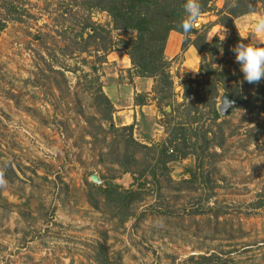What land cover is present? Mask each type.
<instances>
[{
	"label": "rangeland",
	"instance_id": "rangeland-1",
	"mask_svg": "<svg viewBox=\"0 0 264 264\" xmlns=\"http://www.w3.org/2000/svg\"><path fill=\"white\" fill-rule=\"evenodd\" d=\"M90 5L0 0V264H264V113L242 103L214 119L221 88L207 101L185 97L200 55L178 33L164 53L174 111L158 106L150 78L134 101L151 107L122 128L104 91L113 50L103 48L136 31ZM255 7L234 20L245 44L257 42ZM215 14L197 21L210 42L228 33ZM109 184L138 194L125 207L102 190Z\"/></svg>",
	"mask_w": 264,
	"mask_h": 264
},
{
	"label": "trees",
	"instance_id": "trees-1",
	"mask_svg": "<svg viewBox=\"0 0 264 264\" xmlns=\"http://www.w3.org/2000/svg\"><path fill=\"white\" fill-rule=\"evenodd\" d=\"M216 0H200L201 13L216 12V24L223 26L227 30L224 40L214 37L211 42L205 40V33L194 29L192 33L185 36L179 29L182 19L186 18L183 9L185 0H91L90 7L105 10L112 19L115 29H132L136 31V37L132 39L119 38L116 44L108 41L104 46L105 51L117 48L124 51L130 59L132 68L136 76L153 78L155 81L153 91L155 92L158 106L164 103L172 108L173 81L169 73V63L164 57V50L171 32L184 35L182 45L185 47L189 42L200 55L199 72L200 79H187L184 81V96L195 95L197 101H205L206 95L217 97L219 88L225 90L226 94L237 97L242 101L244 107L258 114L264 113V79L257 83H247L244 81L243 73H239V64L235 61V53L231 51L238 43H244L239 35L234 20L242 15L255 11L257 3H261L264 13V0H223L221 8L212 7ZM5 21L0 19V32L5 26ZM86 29H91L90 25H85ZM89 37L96 35V28L92 27ZM194 36L193 39L190 37ZM220 55L219 58L217 56ZM105 100L109 103L107 97ZM207 101V100H206ZM137 104L142 100L137 97ZM193 106V103H191ZM183 106L179 104L178 108ZM171 111H174L173 108ZM188 114L191 111H187ZM182 115V114H180ZM213 118H219L220 113L216 108L212 110ZM189 122H195L198 118L193 115L189 117ZM113 128V127H112ZM132 131L133 124L122 127ZM180 135H186L183 128L179 129ZM201 139L209 143L206 135ZM135 144L132 137H130ZM163 154L167 151L163 147ZM163 155V156H164ZM108 194L107 197L115 199H128L123 201L127 207L133 202L138 194L133 190H119L115 184H109L102 188ZM207 262L209 256H201Z\"/></svg>",
	"mask_w": 264,
	"mask_h": 264
},
{
	"label": "crops",
	"instance_id": "crops-1",
	"mask_svg": "<svg viewBox=\"0 0 264 264\" xmlns=\"http://www.w3.org/2000/svg\"><path fill=\"white\" fill-rule=\"evenodd\" d=\"M171 34L178 33L171 32ZM168 43L169 37L164 50L165 55L168 49ZM109 55L113 56V60L110 63L116 70L112 75V79L104 87L105 94L113 103L115 114L121 121V124L138 126L139 113L151 107V104H149L151 101L149 99L148 102L135 104L134 99L141 91L149 92L152 81L150 78L139 77L133 74L130 59L124 51L113 50ZM126 74H130L131 78L127 79L124 77ZM147 95L151 94L147 93Z\"/></svg>",
	"mask_w": 264,
	"mask_h": 264
},
{
	"label": "clouds",
	"instance_id": "clouds-1",
	"mask_svg": "<svg viewBox=\"0 0 264 264\" xmlns=\"http://www.w3.org/2000/svg\"><path fill=\"white\" fill-rule=\"evenodd\" d=\"M183 9L186 18L181 20L179 29L187 36L199 27L197 21L201 16L200 0H185ZM251 33L257 42L238 43L231 49L235 53V61L240 66L244 81L250 84L264 79V45L259 43V39L264 38V16L256 18ZM205 40L209 41V38L205 37ZM0 183L3 181L0 180Z\"/></svg>",
	"mask_w": 264,
	"mask_h": 264
},
{
	"label": "water",
	"instance_id": "water-1",
	"mask_svg": "<svg viewBox=\"0 0 264 264\" xmlns=\"http://www.w3.org/2000/svg\"><path fill=\"white\" fill-rule=\"evenodd\" d=\"M241 105L242 101L237 97H232L229 94L224 93L221 97V103L218 110L220 115L225 116L230 112V109L239 107ZM90 179L95 183H99V178L96 175H91Z\"/></svg>",
	"mask_w": 264,
	"mask_h": 264
}]
</instances>
